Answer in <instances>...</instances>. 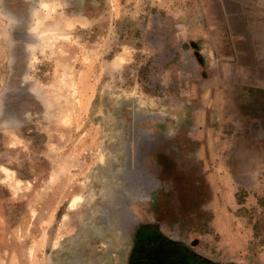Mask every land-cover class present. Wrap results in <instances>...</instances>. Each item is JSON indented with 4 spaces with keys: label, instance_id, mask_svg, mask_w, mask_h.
I'll list each match as a JSON object with an SVG mask.
<instances>
[{
    "label": "rangeland",
    "instance_id": "rangeland-1",
    "mask_svg": "<svg viewBox=\"0 0 264 264\" xmlns=\"http://www.w3.org/2000/svg\"><path fill=\"white\" fill-rule=\"evenodd\" d=\"M210 2L0 0V264H130L153 232L264 264L252 146L206 105Z\"/></svg>",
    "mask_w": 264,
    "mask_h": 264
},
{
    "label": "crops",
    "instance_id": "crops-1",
    "mask_svg": "<svg viewBox=\"0 0 264 264\" xmlns=\"http://www.w3.org/2000/svg\"><path fill=\"white\" fill-rule=\"evenodd\" d=\"M209 5L202 47L206 63L219 66L214 69L219 90L209 89L206 105L210 112L216 108L220 121L243 130L239 143L252 146L248 158L256 162L252 171L243 170L259 192L264 182V0H211Z\"/></svg>",
    "mask_w": 264,
    "mask_h": 264
},
{
    "label": "trees",
    "instance_id": "trees-1",
    "mask_svg": "<svg viewBox=\"0 0 264 264\" xmlns=\"http://www.w3.org/2000/svg\"><path fill=\"white\" fill-rule=\"evenodd\" d=\"M130 264H220L205 259L182 243L160 233L140 238L131 254Z\"/></svg>",
    "mask_w": 264,
    "mask_h": 264
},
{
    "label": "clouds",
    "instance_id": "clouds-1",
    "mask_svg": "<svg viewBox=\"0 0 264 264\" xmlns=\"http://www.w3.org/2000/svg\"><path fill=\"white\" fill-rule=\"evenodd\" d=\"M103 162H104L103 160L100 161V163H103Z\"/></svg>",
    "mask_w": 264,
    "mask_h": 264
},
{
    "label": "bare ground",
    "instance_id": "bare-ground-1",
    "mask_svg": "<svg viewBox=\"0 0 264 264\" xmlns=\"http://www.w3.org/2000/svg\"><path fill=\"white\" fill-rule=\"evenodd\" d=\"M78 196H76V198H77ZM78 200V199H77ZM80 200V199H79ZM73 204V203H72Z\"/></svg>",
    "mask_w": 264,
    "mask_h": 264
}]
</instances>
